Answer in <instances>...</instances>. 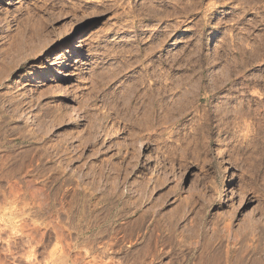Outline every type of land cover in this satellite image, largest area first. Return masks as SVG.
I'll list each match as a JSON object with an SVG mask.
<instances>
[{"label": "rangeland", "instance_id": "rangeland-1", "mask_svg": "<svg viewBox=\"0 0 264 264\" xmlns=\"http://www.w3.org/2000/svg\"><path fill=\"white\" fill-rule=\"evenodd\" d=\"M0 186V264H264V0H0Z\"/></svg>", "mask_w": 264, "mask_h": 264}, {"label": "bare ground", "instance_id": "bare-ground-1", "mask_svg": "<svg viewBox=\"0 0 264 264\" xmlns=\"http://www.w3.org/2000/svg\"><path fill=\"white\" fill-rule=\"evenodd\" d=\"M79 41H81V38L79 37V39L76 41V43H75V46H74V48L75 47H78L79 45H78V42ZM57 73V72H56ZM154 113V112H153ZM70 117L73 119V120H75V123H78L79 122V117L76 115V114H73V113H71V115H70ZM126 137V136H125ZM125 141L127 142V143H131V140H130V138H128V136L125 138ZM139 147L141 148V150H142V153H148V154H152L153 155V157H156V154L155 153H153V152H151L149 149V147H145V146H142L141 144L139 145ZM139 149V148H138ZM146 164H148V161H147V159H144V165H146ZM1 187V186H0ZM26 196V195H25ZM29 196V195H28ZM27 196V197H28ZM26 199H29V201L28 202H31V199L32 198H26ZM28 204V203H27ZM245 215H246V217L248 218V219H250L251 221L252 220H256L257 221V217L253 214V213H251V212H246L245 213ZM28 224V223H27ZM28 231V230H27ZM206 249V248H205Z\"/></svg>", "mask_w": 264, "mask_h": 264}, {"label": "crops", "instance_id": "crops-1", "mask_svg": "<svg viewBox=\"0 0 264 264\" xmlns=\"http://www.w3.org/2000/svg\"><path fill=\"white\" fill-rule=\"evenodd\" d=\"M106 220H107V218H104V219L101 221V223H104V222H106Z\"/></svg>", "mask_w": 264, "mask_h": 264}]
</instances>
